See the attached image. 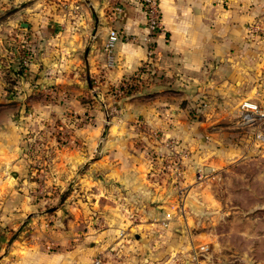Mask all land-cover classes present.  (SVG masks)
<instances>
[{
    "label": "crops",
    "instance_id": "obj_1",
    "mask_svg": "<svg viewBox=\"0 0 264 264\" xmlns=\"http://www.w3.org/2000/svg\"><path fill=\"white\" fill-rule=\"evenodd\" d=\"M158 3L161 29L150 34L140 0H0L11 26L24 30L11 31L17 38L0 54V263L152 264L177 254L183 235L168 197L194 173L231 163L235 143L207 132L233 127L223 123L244 114V102L264 106V40L253 44L247 32L264 0ZM79 13L84 26L94 18L93 31L78 25ZM112 28L119 38L107 67ZM133 75L145 85L108 117L109 88ZM93 82L99 91L86 107ZM194 111L200 119L187 118ZM132 123L168 136L195 132L187 144L197 156L185 160L180 186L154 163L168 151L164 136L145 145ZM54 124L66 142L41 136ZM37 136L46 158L29 151ZM165 217L172 229L153 235Z\"/></svg>",
    "mask_w": 264,
    "mask_h": 264
},
{
    "label": "rangeland",
    "instance_id": "obj_2",
    "mask_svg": "<svg viewBox=\"0 0 264 264\" xmlns=\"http://www.w3.org/2000/svg\"><path fill=\"white\" fill-rule=\"evenodd\" d=\"M82 4L87 8L86 3ZM6 12L7 8L5 9L3 5H0V54H4L9 36H13V39L17 38L14 34H10L11 31H24L18 24L14 23L11 26V20L7 19ZM78 17H80L78 25L81 28H88L89 31H93L94 18L89 19L90 27H87L83 24L85 13H79ZM249 30L247 32L251 33L253 44L258 45L263 42L264 15L253 21L249 25ZM3 35H6V38ZM21 49L25 55L31 54L29 49L24 47ZM4 58L5 56H0V63ZM144 76L146 77L147 73ZM130 78L134 81V75ZM125 81L127 87L124 89L120 88L121 83L109 88L112 99L109 100L110 105L105 106L104 109L110 118L116 115L117 101L139 88V84L136 83L135 86V82H132V88L128 91L130 79ZM144 82L146 81L140 79L138 83L144 86ZM91 86L92 95L90 96L88 93L83 98L88 102L86 107H93L95 95L99 91L93 87L98 86L97 83L93 82ZM116 89H121V92L117 94ZM90 117H92L91 112L82 120L77 117L76 125L90 123ZM187 118L190 120L200 119L196 111L190 113V117ZM225 124H233L235 127L232 125L234 128L226 127L222 131L205 133L207 135L215 134V139L235 143V153L230 158L231 163H225L213 175L211 172L199 174L200 176L194 173L190 184L175 189V193L168 197L175 207L171 211V215L174 220H179L178 222L181 223V226H177L182 230V245L179 246L178 252L174 256L166 255L167 257L164 256L163 259L152 264H197L191 257L194 251H202L203 255H199V259L204 260L207 264H264V106L260 110L258 107L247 119L241 113L236 120L224 122L223 125ZM132 126L134 127L132 129H138L140 133L139 142H143L145 145L151 140H160L164 136L168 148L164 155L182 160L183 166L185 160L192 158L193 155V160L196 159V150L191 149L190 145L187 144L191 139H195V132L189 131L168 136L158 131L155 138L152 135L154 132L137 127L134 123ZM45 135L56 136V140L61 142L59 136H61V140L64 139L65 141L68 132L56 133V125L54 124L48 134L45 133L41 136L45 137ZM204 137L206 140L209 139L206 135ZM29 151L39 158H46L49 155L45 140L38 136L30 141ZM35 167L37 174H33L34 178L41 175V168ZM44 167H47V164ZM183 170H185L184 167ZM40 179L42 178L38 177V180ZM40 181L43 184V181ZM38 183L40 182L38 181ZM181 183L175 184L173 182L174 185H177L176 187L180 186ZM170 219V217H165L164 220L159 219L160 221L157 222L159 225L157 224L158 226L153 228V235L157 237L167 236L172 229L169 226ZM128 236L132 235L129 234ZM200 246H203L204 249L200 250Z\"/></svg>",
    "mask_w": 264,
    "mask_h": 264
},
{
    "label": "built area",
    "instance_id": "obj_3",
    "mask_svg": "<svg viewBox=\"0 0 264 264\" xmlns=\"http://www.w3.org/2000/svg\"><path fill=\"white\" fill-rule=\"evenodd\" d=\"M141 6L144 10L145 16H146V27L148 28V31L150 34L155 33L157 31H160L161 29V20H160V8H159V3L158 0H140ZM119 38V33L116 31V29L112 28L109 30L108 36L106 38V41L104 42L103 45V50L106 55V66L111 67L114 65V57H113V48L114 44ZM152 56V51H148V59ZM30 59V55L28 56L27 54L19 60V64L21 66H25ZM149 66V63L146 62L143 67ZM127 84L126 81H123L120 84V88H126ZM117 94L121 92V89H116L115 91ZM242 108L244 110V118H248L251 116V113L253 111L257 110V105L251 104V103H242ZM153 137H157V133L154 132L152 133ZM154 163H159L160 165V170L166 172L167 174L170 175L171 180L175 184H179L183 178L184 175V170H183V165H182V160H178L175 157H170L169 155H160L156 158H154ZM198 176H200L198 174ZM204 247L200 246V250H203ZM202 251H194L193 255L191 256L192 259L196 261L197 264H207L204 260L199 259V255H203L201 253ZM100 259L97 258L95 259V263H99Z\"/></svg>",
    "mask_w": 264,
    "mask_h": 264
},
{
    "label": "trees",
    "instance_id": "obj_4",
    "mask_svg": "<svg viewBox=\"0 0 264 264\" xmlns=\"http://www.w3.org/2000/svg\"><path fill=\"white\" fill-rule=\"evenodd\" d=\"M22 57L24 56L23 54L21 55ZM130 79V81H129V83H128V91L132 88V82H135L134 84H135V86H136V83L137 84H139L138 82H139V80H137V79H134V81H133V79H131V78H129ZM134 86V85H133ZM127 91V92H128Z\"/></svg>",
    "mask_w": 264,
    "mask_h": 264
}]
</instances>
